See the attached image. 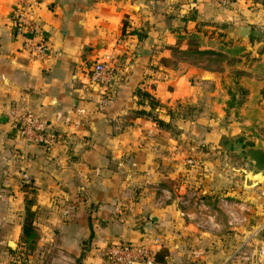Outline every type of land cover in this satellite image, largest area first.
I'll return each instance as SVG.
<instances>
[{"label":"crops","instance_id":"obj_1","mask_svg":"<svg viewBox=\"0 0 264 264\" xmlns=\"http://www.w3.org/2000/svg\"><path fill=\"white\" fill-rule=\"evenodd\" d=\"M19 1L0 0V264L17 258L26 196L37 233L26 264H106L113 239L156 237L167 252L157 264H264V221L248 228L227 201L175 197L165 185L181 167L176 136L212 132L204 114L217 103L218 70L207 60L218 41L203 24L208 1L38 0L33 15L50 46L44 61L19 49L10 20ZM211 5L210 18L227 19ZM257 14L249 39L229 31L241 22L219 33L234 55L264 60V7ZM114 52L123 56L114 81L91 82L88 64ZM13 107L50 119L64 140L44 147L14 134Z\"/></svg>","mask_w":264,"mask_h":264},{"label":"rangeland","instance_id":"obj_2","mask_svg":"<svg viewBox=\"0 0 264 264\" xmlns=\"http://www.w3.org/2000/svg\"><path fill=\"white\" fill-rule=\"evenodd\" d=\"M206 1L207 12L203 24L206 23L207 30L218 41L217 55L207 60L218 70L217 103L206 105L204 114L210 122L204 129L212 132L207 140L194 138L190 131H186L182 138L180 134L176 136L175 151L181 158L175 162L180 163L181 167L174 177L168 178L165 185L175 197L197 200L206 194L205 200L227 201L247 217L246 227L250 228L264 221V176L254 174L249 161L240 159L236 151L224 146H230L228 139L234 141L235 137H246L249 142H264V60L261 55H254L250 51L234 55L229 38L225 34L220 38L219 33L234 22L251 23L252 18L259 15L257 13L261 14L264 2L229 0L223 4ZM211 1L218 7V15L228 20L209 17L210 10H213ZM252 4L258 10L251 8ZM235 14L238 17L235 18ZM222 23L225 25L222 26ZM261 45L262 42L257 40V49ZM199 112L188 108L184 114L194 116ZM218 210L222 215L225 213L223 209ZM259 235L264 241V225L260 227ZM261 243L262 240L258 247Z\"/></svg>","mask_w":264,"mask_h":264},{"label":"built area","instance_id":"obj_3","mask_svg":"<svg viewBox=\"0 0 264 264\" xmlns=\"http://www.w3.org/2000/svg\"><path fill=\"white\" fill-rule=\"evenodd\" d=\"M227 3L229 0H213ZM38 0H21L11 9V25L13 33L20 37V51L30 60L44 61L50 52L48 38L40 23L33 15V8ZM123 56L119 53H108L96 57L87 67L89 80L93 83L109 84L114 81ZM11 127L25 141L49 147L65 138L64 130L50 120L38 115L28 107H13L8 113ZM152 241L135 243L126 239L112 241L105 249L106 264H157ZM258 257L264 261V241L258 247Z\"/></svg>","mask_w":264,"mask_h":264},{"label":"water","instance_id":"obj_4","mask_svg":"<svg viewBox=\"0 0 264 264\" xmlns=\"http://www.w3.org/2000/svg\"><path fill=\"white\" fill-rule=\"evenodd\" d=\"M232 35H237L249 39L251 34V27L249 24L238 23L229 28ZM7 119L6 115H1L0 120L5 121ZM228 139V138H227ZM230 146H224L226 149H232L236 151L240 159H246L250 162L251 170L254 174L264 176V142H249L246 137L238 138L235 140L228 139ZM231 145L233 147L231 148ZM151 218H155L153 215ZM145 227H148L150 222L146 223Z\"/></svg>","mask_w":264,"mask_h":264},{"label":"trees","instance_id":"obj_5","mask_svg":"<svg viewBox=\"0 0 264 264\" xmlns=\"http://www.w3.org/2000/svg\"><path fill=\"white\" fill-rule=\"evenodd\" d=\"M125 25V24H124ZM136 32V31H134ZM201 53H213L214 51L212 49H204V50H199ZM144 95L147 93H143ZM153 118L156 120V122L163 124L162 119H160L157 116H153ZM11 130L14 134L16 133V128L11 127ZM32 190V189H31ZM208 195L203 194L201 195L202 199L205 200V197ZM31 203H32V198H29L26 196V210H25V218L22 226V239L19 244L18 248V253H17V258L10 262L9 264H26L27 263V254L29 252V249L34 247L37 233L35 230V226L33 223V219L35 216V210L31 209ZM166 249L163 247H160L158 250L156 249L155 256L157 261H161L164 259V255L166 254ZM18 260V261H17Z\"/></svg>","mask_w":264,"mask_h":264},{"label":"flooded vegetation","instance_id":"obj_6","mask_svg":"<svg viewBox=\"0 0 264 264\" xmlns=\"http://www.w3.org/2000/svg\"><path fill=\"white\" fill-rule=\"evenodd\" d=\"M227 141V140H226ZM226 141H225V143H226ZM233 147V145H231V148Z\"/></svg>","mask_w":264,"mask_h":264}]
</instances>
